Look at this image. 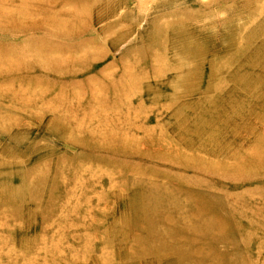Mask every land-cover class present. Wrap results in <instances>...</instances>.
I'll use <instances>...</instances> for the list:
<instances>
[{"label": "rangeland", "instance_id": "obj_1", "mask_svg": "<svg viewBox=\"0 0 264 264\" xmlns=\"http://www.w3.org/2000/svg\"><path fill=\"white\" fill-rule=\"evenodd\" d=\"M0 264H264V0H0Z\"/></svg>", "mask_w": 264, "mask_h": 264}]
</instances>
